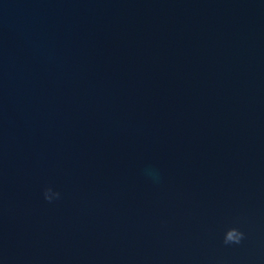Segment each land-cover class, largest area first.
<instances>
[{
    "label": "water",
    "instance_id": "water-1",
    "mask_svg": "<svg viewBox=\"0 0 264 264\" xmlns=\"http://www.w3.org/2000/svg\"><path fill=\"white\" fill-rule=\"evenodd\" d=\"M0 264H264V0H0Z\"/></svg>",
    "mask_w": 264,
    "mask_h": 264
},
{
    "label": "clouds",
    "instance_id": "clouds-1",
    "mask_svg": "<svg viewBox=\"0 0 264 264\" xmlns=\"http://www.w3.org/2000/svg\"><path fill=\"white\" fill-rule=\"evenodd\" d=\"M146 174L153 180V182L158 183L160 181L159 173L155 170H146ZM43 199L49 203L54 200H59L61 198V193L59 191H54L51 187H45L42 190ZM245 239V233L237 227L229 228L223 235L224 245H240Z\"/></svg>",
    "mask_w": 264,
    "mask_h": 264
}]
</instances>
